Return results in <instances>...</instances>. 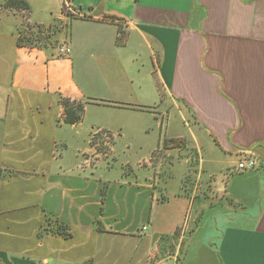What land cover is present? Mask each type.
<instances>
[{"label": "crops", "instance_id": "obj_1", "mask_svg": "<svg viewBox=\"0 0 264 264\" xmlns=\"http://www.w3.org/2000/svg\"><path fill=\"white\" fill-rule=\"evenodd\" d=\"M6 1L0 264H264V0ZM92 96L122 114L64 120ZM120 139L149 157L111 165Z\"/></svg>", "mask_w": 264, "mask_h": 264}, {"label": "rangeland", "instance_id": "obj_2", "mask_svg": "<svg viewBox=\"0 0 264 264\" xmlns=\"http://www.w3.org/2000/svg\"><path fill=\"white\" fill-rule=\"evenodd\" d=\"M31 32V34L29 35V41L32 40V42L35 44H44L46 43L49 39V33L44 30V32H40L39 28H30L28 29V32ZM29 32V33H30ZM52 40V39H51ZM52 42H54V39L52 40ZM56 44L60 42H55ZM64 44H62L63 46ZM95 63H91L90 67H91V73L94 74L95 73V69L94 66ZM82 81V78H81ZM94 95H99L98 94H94ZM98 96H92L90 97H86V99L83 101L85 102L86 105V110H85V115H84V119L88 120V122H99L102 120H115L119 117L120 114H122L118 109H115L111 106H108L105 104V102L100 99V98H95ZM174 115L176 117V122H182L179 114L177 113V111H174ZM183 124V123H182ZM143 138L147 141V138L150 137H155L156 134L153 133L151 135L149 134H143ZM105 141L107 142V147L108 149L111 147V144L113 143V136L111 134L108 135H104ZM149 140V139H148ZM128 140L126 139H120L119 140V144L117 146V152H115L114 156H109L107 157V159L109 160V162L111 163V165L116 164L117 166H122V164L124 163H131V165L133 166H137L139 161H142L141 159H146L147 155L141 154L143 152H141L139 145L136 144V141H133V144L131 147H128L126 145V142ZM152 143H154V140L152 139ZM171 143V142H170ZM168 144H169V140H168ZM166 145V143H165ZM106 146V145H105ZM178 161V160H176ZM2 174V169H0V175Z\"/></svg>", "mask_w": 264, "mask_h": 264}, {"label": "trees", "instance_id": "obj_3", "mask_svg": "<svg viewBox=\"0 0 264 264\" xmlns=\"http://www.w3.org/2000/svg\"><path fill=\"white\" fill-rule=\"evenodd\" d=\"M6 7H17V8H22V9H29V5L25 0H7L4 4ZM30 26H27V28L22 29L21 31L25 32L19 37V43L20 44H32V45H41L37 43H33L29 41V32L28 29H30ZM40 32H44V28L39 26L38 27ZM31 33V32H30ZM62 104L64 105V120L69 123H78L80 122L85 115V110H86V105L85 102L83 101H78L75 99H71L68 97H63L62 98ZM169 142H173L175 144L179 143L181 144V140H169ZM166 145L168 144V140L165 141ZM1 176V175H0ZM53 228L52 231L57 234H62V235H69L68 232V226L55 219L53 223Z\"/></svg>", "mask_w": 264, "mask_h": 264}, {"label": "built area", "instance_id": "obj_4", "mask_svg": "<svg viewBox=\"0 0 264 264\" xmlns=\"http://www.w3.org/2000/svg\"><path fill=\"white\" fill-rule=\"evenodd\" d=\"M66 9H67V5H66ZM60 53L63 55H69L71 53V48L69 46L63 45L60 48ZM105 134L109 136V133L105 132ZM237 167L239 170H244V171L256 169L258 167V160L252 156L245 157L238 161Z\"/></svg>", "mask_w": 264, "mask_h": 264}]
</instances>
